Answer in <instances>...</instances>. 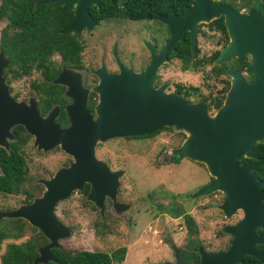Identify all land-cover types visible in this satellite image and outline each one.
I'll use <instances>...</instances> for the list:
<instances>
[{"label":"water","instance_id":"water-1","mask_svg":"<svg viewBox=\"0 0 264 264\" xmlns=\"http://www.w3.org/2000/svg\"><path fill=\"white\" fill-rule=\"evenodd\" d=\"M50 1L38 0L36 4ZM123 1L118 0V4L122 5ZM258 1L264 3V0ZM220 15L223 16L228 41L214 62L222 63L228 57L246 54L249 60L244 72L253 74L254 78L247 80L239 70L227 68L229 87L222 104L210 114L206 102H187L181 95L166 92L163 84L155 87L153 81L158 66L166 60V52L181 38L183 29L190 30L193 54L197 23ZM157 18L170 30L161 50L156 53L153 45H149L150 62L139 71L124 66L119 60L115 73L101 66L96 71L99 80L93 89L98 93V101L93 111L86 108L85 90H79L78 94L68 93L73 100L65 107L69 118L65 127L54 122V107L42 115L34 99L17 102L9 96L1 76L6 65L3 57L0 63V147L9 151L6 138L13 136L11 126L20 124L34 136L37 147L50 149L58 145L73 157L68 166L58 168L53 176L43 180L44 189L40 196L16 209L0 211V217L23 218L46 239L36 248L37 256L30 264L58 262L50 248H60L58 240L70 234L54 215L58 200L67 198L72 190L81 188L85 182L91 186L89 195L92 200L104 195L114 199L117 176L122 171H111L104 162L96 159V141L150 134L166 125L187 131V138L178 147L170 149V153L202 161L209 175L214 177L200 186L193 196L220 190L226 194L219 205L225 216L237 209H242L247 216H264V191L259 188L261 182L255 180L248 165L239 161L243 155L258 158L254 143L264 138V17L254 7L243 12L227 3L192 0L182 14ZM72 28H76V22L67 27ZM67 72L63 68L54 82L65 83ZM249 241L250 238L243 240L236 236L226 250L208 252L200 248L197 264H236L241 262L244 252L264 263V256ZM257 241L264 242V238ZM174 254L175 264H191L180 257L179 249Z\"/></svg>","mask_w":264,"mask_h":264},{"label":"rangeland","instance_id":"rangeland-1","mask_svg":"<svg viewBox=\"0 0 264 264\" xmlns=\"http://www.w3.org/2000/svg\"><path fill=\"white\" fill-rule=\"evenodd\" d=\"M244 9L247 8L242 7L238 10L246 12L247 10ZM209 21L211 20L200 22L203 23L202 29H206V23ZM131 22L140 25L147 23V21ZM3 25L4 21H0V29ZM2 32H5V29ZM143 34L145 35L144 31L140 33V35ZM209 35L212 36L204 37L200 34L198 37L201 54L218 47L216 43L218 34ZM1 40L2 36L0 63L2 64L3 57L6 58V65L1 73L5 80L6 75L3 74V70L10 68ZM122 50L124 55H131L133 52L136 55L144 53L140 44H134L133 49H128L126 42L122 44ZM141 64L143 62L137 61L133 65L138 67ZM160 71L165 78L198 86L201 93L214 92L222 86V82L211 76L204 77L203 74L208 71V68H205L202 73L194 70L180 71L178 63H174ZM244 71L245 69L244 77L246 74H251ZM38 78V71H32L21 80L13 81L12 87L5 80L4 87L9 96L17 102H27L29 99L36 101L38 94L32 89L30 83L36 82ZM96 84L91 87V90L95 91L93 88ZM206 84L207 86L204 87ZM210 84L213 86L209 87ZM83 90L87 95L88 90ZM95 93L97 97L94 105L98 101V93L96 91ZM196 97L198 95H192L190 99H196ZM57 106V104L52 105L55 108L53 120L60 127H65L69 121L66 124H60L56 120L59 111ZM214 111L209 110V113L212 114ZM15 125L13 124L11 128ZM163 127L165 129H160L157 134L145 138H126L125 136L96 141L94 147L96 159L104 162L111 171H122L117 176L114 199L104 195L96 201L92 200L89 195L91 186L88 183L87 193L82 192L83 185L81 188L72 190L67 198L58 200L53 210L54 215L70 231L68 237L58 240L61 247L70 250L110 252L118 246H125L126 251L121 264H175L174 252L179 249L180 257L186 263L197 264L200 261V248L208 252H216L226 250L231 245L232 240L228 247L220 249L225 245V239L221 236V229L215 228V225L222 224L225 217L222 209L219 208L226 198L225 193L215 190L193 196L200 186L214 178L209 175L202 161L183 158L175 165L161 162L162 155L166 152L170 153V149L178 147L187 138V131L177 130L171 125ZM26 134L27 140L22 147L26 162V177L21 186L22 192L19 194L0 192V211L16 209L32 200L33 197L40 196L44 189L43 180H48L58 168L68 166L73 161V157L58 145L50 149L39 148L34 143V136L27 131ZM13 136L7 137V142L13 141L15 139ZM179 141V145L173 146ZM28 194L31 195V199L26 202ZM178 210L182 212L180 217L188 213L197 221L196 228L190 217H186L185 227L191 224L192 228L188 231L190 235L195 234V237L189 238L184 248L181 241L185 238V229L178 228L179 219H172L169 214V211ZM237 210L227 216L235 214ZM3 218L21 217L2 216L0 220ZM188 220L191 222H187ZM32 232L27 229L24 235L15 241L26 239ZM10 241L13 240L5 239L1 242L0 254L5 244ZM205 247L215 249L208 250Z\"/></svg>","mask_w":264,"mask_h":264},{"label":"flooded vegetation","instance_id":"flooded-vegetation-1","mask_svg":"<svg viewBox=\"0 0 264 264\" xmlns=\"http://www.w3.org/2000/svg\"><path fill=\"white\" fill-rule=\"evenodd\" d=\"M37 1L38 0H19V14H21V16L23 17L25 13L32 12V9L34 8H38L42 4L47 5L43 10L48 13V20L50 21L51 29L54 31H58L59 33H66L63 37H60V40L66 46H70L72 50L69 52L65 60H63L61 54L58 52H55L50 56V59L57 62L59 66L57 73H55L51 77L49 74L43 73L39 70H35L34 68H31L29 72H23L21 68H19L18 71H13L11 68H4L3 74L6 75L5 80L9 83L10 87H12L13 81L21 80L23 76L30 75L32 71H38L39 78L36 82L32 84L30 83V86H32V89L37 94H40L44 90V88L40 89L37 86L39 83H42L43 86H46L48 84L56 85L55 89H51V91L53 90L52 92L57 95V100H51V104H57L59 106V112L56 120L60 124H66L69 121L65 107L71 104L73 98L70 97L68 93L78 94L79 90L87 89L88 92L86 95V108L89 111H93V105L95 103L97 95L95 91L91 90V87L98 83L99 80L96 71L101 66H103L106 71L115 73L118 70V60L124 66L131 67L134 71H139L141 68H145L149 64L151 59L148 46L153 45L154 51L158 53L164 46L165 41L168 40L170 36L169 27L167 26V24L160 21L157 16H178L182 14L186 10V8L191 5L192 2V0H177V3H179V7H177L176 9L168 8L167 10H169V13L167 14H159L154 18L128 19L118 16L117 7L125 6L129 0H124L122 2V5L118 4V0H51L48 3H41L39 5L36 4ZM212 1L216 3H226L222 0ZM255 2L256 4L261 3L258 0H255ZM4 4L11 5V0H0V21H4V25L0 29V38L1 36H3V29H5V34L10 37L14 35L15 31H20L25 28V25L23 24L24 19H22L21 24H15L7 17L8 9ZM145 6L148 10H150V3L148 1H146ZM180 7L183 8L182 11H179ZM253 7L254 6L244 10H248ZM126 20L128 23L126 22ZM131 21H147V23L140 25ZM211 21L206 23V29H202L203 23H197L194 33L193 54L191 49L190 30L189 28H185L182 30L181 38L173 43L172 48L165 54L166 60L158 66L153 84L155 87L163 84L165 87L164 90L166 92L171 91L178 95H181L187 102H206L208 105V109L213 111L222 104L225 96L224 94L229 86L230 79L229 76H227V74L225 73V70L229 67H232L233 69L239 70L241 73H243L246 65L242 67L237 66L239 64V61L235 58L240 56L228 57L222 63L214 62L215 57L211 58V55L215 50H218L219 53L220 49L227 43L228 33L226 30L227 39L224 40V35L221 31L209 26V23ZM73 22H76V28L67 29V27ZM142 31L145 32V35H140ZM213 33L218 34L216 39L218 47L208 53L201 54L200 45L198 44L199 35L201 34L204 37H211L212 35L209 34ZM180 41L185 44L182 47L184 50H186V46H188V56L186 55V51H177L179 50L177 49V44ZM125 42L128 49H133L134 44H140L144 53L141 55H136V53L133 52L131 55H124L122 44H124ZM246 58L248 63L247 55ZM62 61H65L66 64H63ZM137 61L141 63L143 62V64L139 65L138 67H134L133 64ZM185 62L193 65L192 68H182V65ZM174 63H178L180 71L194 70L202 73L205 68H208V71L203 74L204 77L211 76L213 79L222 82L221 88L215 90L214 92L207 91L206 93H201L198 86L186 84L180 81H174L170 78L163 77V73L160 70L166 68L167 65H172ZM216 65H221L223 72L216 74L215 72L219 71V68H217ZM63 68L68 70V72L66 73L65 83H55L54 78ZM245 77L248 80L254 78L253 74H246ZM206 86L207 84L204 85V87ZM212 86L213 84L209 85V87ZM192 95H198V97H196V99H190V96ZM218 100H220V104L218 105V107H215L214 105L216 102H218ZM36 101L38 106V99ZM13 127L11 128V132L14 135L12 131ZM161 129L165 128L162 127ZM158 132H160V129L150 134L126 136V138H145L155 135ZM260 140H264V138H261ZM179 143L180 141L173 144V146H177L179 145ZM183 158L194 160L187 156L169 153L168 156L166 154L162 155L161 159H167V161L161 160V162L168 164L171 163L175 165L178 164L179 161ZM255 180L261 182L259 184V188L260 190L264 191L263 180L257 178L256 176ZM209 181H211V179ZM88 189L89 184L88 182H86L84 183L82 192L87 193ZM262 203L264 207V200L262 201ZM171 218H178L179 222L177 223H180L178 228L184 227L185 229V238L181 241V244L184 248L188 242V239L195 237V234L191 233L190 235V231H188L189 228L185 227V223L187 220L186 217L171 216ZM190 219L194 222L197 228V221H195L193 217H190ZM223 219L224 220L222 221V224L220 226L215 225V228H217V230L221 229V236H223V238L225 239V245L220 249L228 247L230 241L238 236L243 240L250 238V245L256 248L259 254L264 256V242L257 241V239L264 238V216H247L244 215V211L242 209H238L235 214L225 216L223 217ZM240 264L264 263H262L255 256L244 252L242 253Z\"/></svg>","mask_w":264,"mask_h":264},{"label":"trees","instance_id":"trees-1","mask_svg":"<svg viewBox=\"0 0 264 264\" xmlns=\"http://www.w3.org/2000/svg\"><path fill=\"white\" fill-rule=\"evenodd\" d=\"M19 0H11V5H6L8 9L7 17L15 24H23L25 28L20 31H15L14 35L8 37L3 32L1 45L4 52L7 54L9 68L13 71H18L19 68L23 72H29L31 68L39 70L53 76L57 73L58 63L51 60L50 56L55 52L61 54L63 60L72 50L70 46H66L60 37L66 33H59L51 29L50 21L48 20V13L44 11L47 5H40L38 8L32 9V12H27L22 17L18 12ZM146 1L150 3V10L145 6ZM231 6L240 9L242 7H256L264 16V3L256 4L255 0H222ZM254 2V4H252ZM179 7L177 0H129L125 6L117 7L118 16L128 19H142L154 18L159 14L169 13V9H176ZM32 8V7H31ZM182 11V7L179 8ZM148 10V11H147ZM210 27H214L221 31L224 35V40L227 39L226 29L223 22V17L220 15L209 23ZM56 36V37H54ZM185 44L180 41L177 44V51H186L189 55V48L186 50L182 47ZM218 50H215L212 57H216ZM239 61L237 66L242 67L247 64L246 55L235 58ZM66 64L65 61H62ZM13 65V66H12ZM193 65L185 62L182 68H192ZM219 71L223 72L221 65H216ZM17 73V72H15ZM40 89L44 88L43 92L38 94V108L41 114H45L51 107V100H57L51 89H55L56 85H44L39 83L37 85ZM220 100L215 103L218 107ZM62 115V113H61ZM15 139L9 143V151L0 147V192L6 194H19L22 192V184L26 177V162L23 155L22 147L27 140V134L23 126L15 125L12 129ZM254 151L258 158L241 156L239 161L242 164L248 165L251 172L259 179L263 180L264 184V140H259L254 143ZM31 199V195H27L26 202ZM172 217L182 214L181 210L176 212L169 211ZM184 217H190L188 213L183 214ZM191 222V221H187ZM189 229L191 224L187 225ZM33 231L30 236L21 241H15L24 235L26 230ZM5 239H12L5 244L3 252L0 254V264H30V262L37 256L36 248L46 242L44 236L28 224L22 218H3L0 220V248L1 242ZM126 248L125 246H118L110 252L93 250H70L64 247L50 248V253L58 260L48 261L46 264H121ZM236 264H240L236 263Z\"/></svg>","mask_w":264,"mask_h":264}]
</instances>
